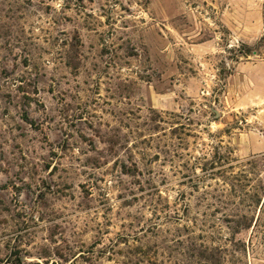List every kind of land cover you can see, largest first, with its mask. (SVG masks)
<instances>
[{
  "label": "rangeland",
  "instance_id": "obj_1",
  "mask_svg": "<svg viewBox=\"0 0 264 264\" xmlns=\"http://www.w3.org/2000/svg\"><path fill=\"white\" fill-rule=\"evenodd\" d=\"M0 264H264V0H0Z\"/></svg>",
  "mask_w": 264,
  "mask_h": 264
},
{
  "label": "trees",
  "instance_id": "obj_2",
  "mask_svg": "<svg viewBox=\"0 0 264 264\" xmlns=\"http://www.w3.org/2000/svg\"><path fill=\"white\" fill-rule=\"evenodd\" d=\"M238 52L240 53V56H243V57H248L252 54V51H248L245 49H239Z\"/></svg>",
  "mask_w": 264,
  "mask_h": 264
}]
</instances>
